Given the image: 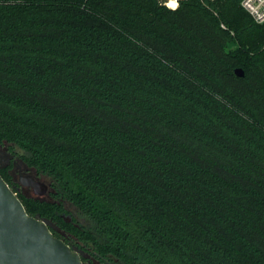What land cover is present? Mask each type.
I'll return each mask as SVG.
<instances>
[{
    "label": "trees",
    "instance_id": "1",
    "mask_svg": "<svg viewBox=\"0 0 264 264\" xmlns=\"http://www.w3.org/2000/svg\"><path fill=\"white\" fill-rule=\"evenodd\" d=\"M241 1L0 0V143L52 199L0 174L87 264H264V22Z\"/></svg>",
    "mask_w": 264,
    "mask_h": 264
},
{
    "label": "water",
    "instance_id": "2",
    "mask_svg": "<svg viewBox=\"0 0 264 264\" xmlns=\"http://www.w3.org/2000/svg\"><path fill=\"white\" fill-rule=\"evenodd\" d=\"M235 73L245 75L242 67H236ZM20 182L32 186L37 195L48 191V184L31 174L24 175ZM52 228L48 218L27 212L0 174V264H87L80 249L55 235Z\"/></svg>",
    "mask_w": 264,
    "mask_h": 264
},
{
    "label": "rangeland",
    "instance_id": "3",
    "mask_svg": "<svg viewBox=\"0 0 264 264\" xmlns=\"http://www.w3.org/2000/svg\"><path fill=\"white\" fill-rule=\"evenodd\" d=\"M235 45V43H232L231 45H229V47H233ZM11 153H14L15 155H17L15 157V164H16V168L17 169H21V173L23 175L26 174H31L35 177V179L40 180L45 182L46 184H48V191L47 193L43 194V195H38L40 199H45V200H51L52 196L50 194L51 191V186L49 184V180L47 177L45 176H41L39 174L36 173L34 168H30L21 158H20V153H22V150L18 147H15L13 149V151L8 150ZM15 167L13 166V171H14ZM19 175L20 173L17 172L16 170V175H14V177L11 179L12 183L14 184V187L16 190H18L19 192H24L25 195H28L32 198L37 197L35 195V193L33 192L32 186H27V185H23L22 183H20V179H19ZM69 210H73L72 208H68ZM52 223L53 228L59 229L58 225L53 222L52 220H50ZM60 230V229H59Z\"/></svg>",
    "mask_w": 264,
    "mask_h": 264
},
{
    "label": "built area",
    "instance_id": "4",
    "mask_svg": "<svg viewBox=\"0 0 264 264\" xmlns=\"http://www.w3.org/2000/svg\"><path fill=\"white\" fill-rule=\"evenodd\" d=\"M164 3L171 9L179 6V0H164ZM241 5L257 22H264V0H242Z\"/></svg>",
    "mask_w": 264,
    "mask_h": 264
},
{
    "label": "flooded vegetation",
    "instance_id": "5",
    "mask_svg": "<svg viewBox=\"0 0 264 264\" xmlns=\"http://www.w3.org/2000/svg\"><path fill=\"white\" fill-rule=\"evenodd\" d=\"M8 150L9 149H8V147L6 145H2V147H0V169L7 168L8 174H9L11 179L14 177V175H16V170H17V172L20 173L19 179L21 180L24 175L21 173V169L20 168L19 169L16 168L15 157L17 155H15L14 153L9 152ZM13 166L15 167L14 171H13ZM12 186L14 187L13 183H12ZM32 189H33V187H32ZM33 192H34V189H33ZM35 195L37 197H39L36 193H35Z\"/></svg>",
    "mask_w": 264,
    "mask_h": 264
}]
</instances>
